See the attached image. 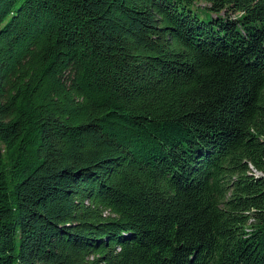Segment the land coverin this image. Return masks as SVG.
I'll return each mask as SVG.
<instances>
[{
    "label": "trees",
    "instance_id": "16d2710c",
    "mask_svg": "<svg viewBox=\"0 0 264 264\" xmlns=\"http://www.w3.org/2000/svg\"><path fill=\"white\" fill-rule=\"evenodd\" d=\"M0 264H264V0H0Z\"/></svg>",
    "mask_w": 264,
    "mask_h": 264
},
{
    "label": "rangeland",
    "instance_id": "374dc122",
    "mask_svg": "<svg viewBox=\"0 0 264 264\" xmlns=\"http://www.w3.org/2000/svg\"><path fill=\"white\" fill-rule=\"evenodd\" d=\"M198 6H201V4H198ZM193 10H194V12H196V14L199 17H202V18L210 17V13L207 10H205V9H201L199 7H194Z\"/></svg>",
    "mask_w": 264,
    "mask_h": 264
}]
</instances>
